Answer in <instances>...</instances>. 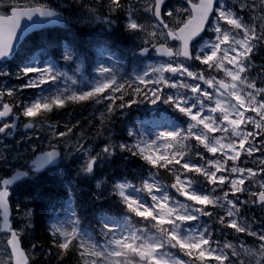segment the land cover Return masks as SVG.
<instances>
[{
	"label": "snow or ice",
	"instance_id": "1",
	"mask_svg": "<svg viewBox=\"0 0 264 264\" xmlns=\"http://www.w3.org/2000/svg\"><path fill=\"white\" fill-rule=\"evenodd\" d=\"M76 2L82 10L73 16L50 0H0V264H34L52 249L78 264H264V219L247 215L264 212V65L252 75L264 51V0ZM81 21L99 30L88 52L66 45L63 65L26 49L34 29ZM141 104L167 106L166 114L113 139L117 117ZM77 106H99L98 151L74 132L79 121L54 120ZM21 125L45 133L47 144L17 149L12 160L24 165L13 167L4 140ZM118 156L141 162L136 182L123 176L91 198L114 199L119 213L84 224L74 178L60 177L66 196L50 206V247L22 246L33 212L13 226L15 187L81 158L76 177L96 180V169Z\"/></svg>",
	"mask_w": 264,
	"mask_h": 264
},
{
	"label": "trees",
	"instance_id": "2",
	"mask_svg": "<svg viewBox=\"0 0 264 264\" xmlns=\"http://www.w3.org/2000/svg\"><path fill=\"white\" fill-rule=\"evenodd\" d=\"M86 1L88 3L92 2V0H86ZM54 6L60 8V10H62L65 13V15H68V12H65V7H62L59 4V2H56ZM72 7L74 10H76V11L78 10L77 5H73ZM88 28L89 27L87 25H81L79 23L71 24L69 26L63 25V27L60 30L56 31L57 35L54 38V40H52V41H54L55 43L62 41L64 39V37L62 36V34H63L62 31H65L67 29H71V30H73V32L75 34V38L77 39L78 49L84 51L82 49V47L86 48L84 45H86V43H87L85 36H84V33H90L91 34V31ZM80 32H82L81 36L79 35ZM121 39H123V38H121ZM76 109H78V111H76L74 109H70L68 111L69 113H71L70 115H73V117H71V118H73V121L71 123H76V121L80 122L79 127L77 129H75L76 132L80 131V128H83L84 130H86L85 125L83 127H81L83 120H84V118L82 117V113H83L82 108L77 106ZM74 112H75V114H73ZM54 120H56L55 116H54ZM115 123L112 125V128L115 126ZM95 125H96L95 122H92L91 124L88 123V129L90 130ZM115 139L116 140L128 139L126 136V131L124 130V132H122V135L120 137H116ZM93 140H94V143L97 144L98 142L101 141V138L100 137L99 138L94 137ZM114 162H121L125 166L135 167L137 169L140 168V166H141V162H138L135 159H129V160L125 161L120 156L116 157L114 159ZM165 179H167V177H165ZM87 189H88V191L86 193V196L88 198L89 204H88L87 209H85V210L83 209V211L81 213L82 216L84 217V220H83L84 224H88L89 221H93V214L97 215L98 213H101V212H104V213L109 212L110 214L119 213L120 208L117 204L114 203V201H111L108 203L107 199H102V200H98V201L94 200L91 198L93 192L90 191L89 187H87ZM93 223H94V221H93ZM54 255H55V251H54ZM69 259L71 260L72 264H74V262L77 260V257L75 256V254L70 253L67 257H65L63 260H61V264H71ZM56 264H60V260H58L57 258H56Z\"/></svg>",
	"mask_w": 264,
	"mask_h": 264
},
{
	"label": "rangeland",
	"instance_id": "3",
	"mask_svg": "<svg viewBox=\"0 0 264 264\" xmlns=\"http://www.w3.org/2000/svg\"><path fill=\"white\" fill-rule=\"evenodd\" d=\"M161 106H163V105H160V108H161ZM151 109H152V110H151ZM155 109H157V108L154 107V106H151V105H150V110H151V112L154 111ZM145 113H146V112H145ZM139 118H140V117H139ZM139 118H138V120H139ZM144 120H145V119H143L142 121H144ZM146 120H147V119H146ZM150 120H151V119H150ZM139 121H140V120H139ZM8 143H10V144H8ZM4 144H7V145L10 146L8 149L5 150V154H6V156L8 157V160L11 161V162H13V160H12V156L15 155V151H16L17 149H19V150L21 151V149H23V148L20 147L19 144L15 145V144L12 143V142H7V141H5ZM15 146H16V148H15ZM0 147H2V145H0ZM23 150H24V149H23ZM77 154H79V153H77ZM257 211H261V210L258 208ZM262 213L264 214V212H262Z\"/></svg>",
	"mask_w": 264,
	"mask_h": 264
},
{
	"label": "bare ground",
	"instance_id": "4",
	"mask_svg": "<svg viewBox=\"0 0 264 264\" xmlns=\"http://www.w3.org/2000/svg\"><path fill=\"white\" fill-rule=\"evenodd\" d=\"M256 62H257L258 66L263 65L264 64V58H258V59H256Z\"/></svg>",
	"mask_w": 264,
	"mask_h": 264
},
{
	"label": "water",
	"instance_id": "5",
	"mask_svg": "<svg viewBox=\"0 0 264 264\" xmlns=\"http://www.w3.org/2000/svg\"><path fill=\"white\" fill-rule=\"evenodd\" d=\"M47 26H49V25H47ZM54 26H56V25H54ZM45 27V26H44ZM34 30H36V29H34Z\"/></svg>",
	"mask_w": 264,
	"mask_h": 264
},
{
	"label": "flooded vegetation",
	"instance_id": "6",
	"mask_svg": "<svg viewBox=\"0 0 264 264\" xmlns=\"http://www.w3.org/2000/svg\"><path fill=\"white\" fill-rule=\"evenodd\" d=\"M45 264V263H44Z\"/></svg>",
	"mask_w": 264,
	"mask_h": 264
}]
</instances>
